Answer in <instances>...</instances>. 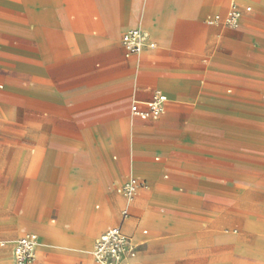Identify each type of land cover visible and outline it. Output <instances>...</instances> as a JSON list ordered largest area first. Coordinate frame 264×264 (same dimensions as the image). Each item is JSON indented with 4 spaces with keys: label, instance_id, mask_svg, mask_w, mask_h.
Returning <instances> with one entry per match:
<instances>
[{
    "label": "crops",
    "instance_id": "0c3cea01",
    "mask_svg": "<svg viewBox=\"0 0 264 264\" xmlns=\"http://www.w3.org/2000/svg\"><path fill=\"white\" fill-rule=\"evenodd\" d=\"M233 3L237 26L209 22ZM137 27L155 47L128 57ZM157 92L160 117L133 114ZM0 136L42 153L6 221L41 240L32 264H98L90 251L115 226L139 244L132 264L207 245L264 255V0H0ZM228 215L234 234L206 238Z\"/></svg>",
    "mask_w": 264,
    "mask_h": 264
},
{
    "label": "rangeland",
    "instance_id": "374dc122",
    "mask_svg": "<svg viewBox=\"0 0 264 264\" xmlns=\"http://www.w3.org/2000/svg\"><path fill=\"white\" fill-rule=\"evenodd\" d=\"M12 134H10V140H12ZM0 139L2 137L0 136ZM42 157V153L38 150L32 152V150H25L18 144H12V142L0 141V159L6 161L5 165H0V264H14L11 260V252L17 238L24 232L22 231L17 236H10V226L6 223L10 218V214L7 213L8 209H15L19 212L23 207L24 197L17 196L24 194L27 182L21 177V170L24 168L23 164H28V159L34 160V164L37 167L38 159ZM10 161H14L15 165H10ZM34 166V167H35ZM13 172L10 175V170ZM126 201V200H125ZM59 201L54 198L43 209H57ZM125 205L118 209L119 216L125 210ZM246 206V204L244 205ZM131 214L132 211H131ZM228 221L223 224L222 228H215L208 225L205 232V237L213 239L217 234L231 235L234 234L235 229L231 226V219L228 215ZM109 227L106 226L100 230H86L84 233L88 239L92 242L101 234L102 231ZM146 228H148L146 226ZM37 233V232H35ZM38 234V233H37ZM39 235V234H38ZM198 236V232L196 233ZM181 237V236H179ZM4 243V245H2ZM41 246V240H39L38 248ZM142 251V250H141ZM230 246H224L223 249H218L217 246L207 245L205 247V255H196L193 258L182 257L175 261L174 264H264V255L255 253L248 255L247 251H238L237 255H234ZM92 249L90 255H92ZM140 252L130 259V263L135 260ZM248 257H247V256ZM238 256V257H236ZM95 260V259H94ZM34 263V262H33Z\"/></svg>",
    "mask_w": 264,
    "mask_h": 264
},
{
    "label": "built area",
    "instance_id": "2783aa9c",
    "mask_svg": "<svg viewBox=\"0 0 264 264\" xmlns=\"http://www.w3.org/2000/svg\"><path fill=\"white\" fill-rule=\"evenodd\" d=\"M247 10H251L250 7ZM242 17V11L238 4L233 3L225 18L215 15L209 18L210 23L225 22L229 26H237ZM123 45L128 57L138 55L147 47L154 48L155 43L150 40V35L144 29L137 27L127 30L122 37ZM166 98L157 92L152 101L146 104L147 109L140 108L139 103L132 105L134 115L142 118H158L165 111ZM141 183L134 177L128 179L119 192L128 201H133L139 192ZM124 211V216H128ZM39 238L36 234H25L18 238L13 246V260L15 264H32L37 258ZM4 245V243H2ZM139 251V244L132 236L124 232L120 226L111 227L100 235L94 244L92 255L98 264H125L129 258H133Z\"/></svg>",
    "mask_w": 264,
    "mask_h": 264
},
{
    "label": "bare ground",
    "instance_id": "6f19581e",
    "mask_svg": "<svg viewBox=\"0 0 264 264\" xmlns=\"http://www.w3.org/2000/svg\"><path fill=\"white\" fill-rule=\"evenodd\" d=\"M128 222H129V221H128ZM128 222H127V223H128ZM131 224H132V223H131ZM130 259H131V258H129V259L127 260V261H128V264H131V263H130ZM126 263H127V262H126Z\"/></svg>",
    "mask_w": 264,
    "mask_h": 264
}]
</instances>
